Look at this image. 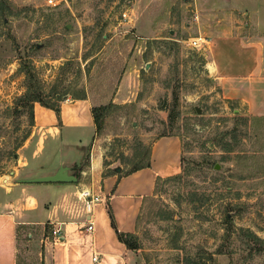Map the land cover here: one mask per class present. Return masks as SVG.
Returning <instances> with one entry per match:
<instances>
[{
  "label": "rangeland",
  "instance_id": "1",
  "mask_svg": "<svg viewBox=\"0 0 264 264\" xmlns=\"http://www.w3.org/2000/svg\"><path fill=\"white\" fill-rule=\"evenodd\" d=\"M261 3L0 0V186L22 175L17 146L32 127L17 108L27 92L21 69H31L48 102L55 94L65 102L85 92L95 107L106 106L99 132L105 165L124 171L139 144L146 150L163 137L180 140L193 171L186 181L161 183L145 201L136 264H264V253L247 250L255 244L238 231L264 241V117L230 97L208 65L211 18L229 4L251 12L264 10ZM231 13L230 25L244 28L247 18ZM198 38L209 45L194 47ZM83 132L80 138L89 135ZM63 133L77 138L79 132L65 127ZM28 233L19 230V264L38 263ZM222 246L226 254L219 255Z\"/></svg>",
  "mask_w": 264,
  "mask_h": 264
},
{
  "label": "crops",
  "instance_id": "2",
  "mask_svg": "<svg viewBox=\"0 0 264 264\" xmlns=\"http://www.w3.org/2000/svg\"><path fill=\"white\" fill-rule=\"evenodd\" d=\"M259 2L264 5V0ZM222 9L221 15L211 18L210 72L230 97L247 105L250 114L264 117V36L258 35L264 33V10L249 12L232 4ZM231 12L247 18L244 28L230 25ZM115 99L119 98L113 104ZM94 107L89 94L61 102L58 121L53 110L36 103L34 126L19 150L21 177L50 169L65 158L80 164L86 157L88 164L77 183L0 186V264H19V230L24 228L29 229L27 243L34 248L37 264H136L135 252L117 233L136 234L142 207L154 195L157 179L181 173V142L175 136L160 138L151 148L149 168L128 176L123 170L117 173L115 165H105L106 140L97 134ZM65 127L78 131L77 138L65 137ZM85 129L89 135L80 138ZM84 192L100 198L90 210ZM90 224L92 231L86 229Z\"/></svg>",
  "mask_w": 264,
  "mask_h": 264
},
{
  "label": "trees",
  "instance_id": "3",
  "mask_svg": "<svg viewBox=\"0 0 264 264\" xmlns=\"http://www.w3.org/2000/svg\"><path fill=\"white\" fill-rule=\"evenodd\" d=\"M25 69V70H24ZM22 72L25 71L26 76H27V92L25 95L20 99L21 104L17 108V112H27L29 114V119H30V126L33 127L35 123V116H34V108L33 105L34 103H39L43 107L53 110L58 117H60V109H61V102L63 101L62 98H60L58 95L55 94V102H48L44 99L43 91L41 90L40 85L37 82V77L35 73H32V70H27L26 68L21 69ZM87 95L85 92L81 96H77L74 99H86ZM23 111H20V110ZM106 111V106H99V107H94L93 108V118H94V124L96 126L97 134H99L100 130L102 129V117L103 113ZM171 118H173L172 114L170 115ZM30 135V132L27 133L21 143L19 142L18 148H21L24 142L28 139ZM23 142V143H22ZM142 145H138L137 152L133 156V161H127L125 162L126 165H131L129 168L125 169L122 173L125 176L131 175L134 172H137L141 169L144 168H149L151 166V147L147 148L146 150H143L141 147ZM84 160V165L88 164V159L85 157L83 158ZM192 169L189 168L188 165L184 164L183 158L181 157V173L175 176H171L168 178H159L157 179L156 186H155V192H158L160 190V185L161 183H169V182H180V181H186L188 177H190L192 173ZM182 181V182H183ZM111 219L113 220V226H115L114 223V216L110 212ZM231 218L229 216L226 217V223L231 225ZM231 227L226 228L227 232L226 235L229 233L231 230ZM238 230V229H236ZM240 232H245V236L248 238H245L246 241H249L251 244H255L254 246L248 245L247 250L250 251H258L264 253V241L258 238L253 232H250L248 230L244 231L242 228H239ZM119 240L124 243L127 248L133 252L138 251V244L136 242V236L135 234H126V233H117ZM255 247V248H254ZM226 248L222 246L219 248V252L217 254L219 255H224L226 254ZM253 253H256V252ZM253 255V254H252Z\"/></svg>",
  "mask_w": 264,
  "mask_h": 264
},
{
  "label": "water",
  "instance_id": "4",
  "mask_svg": "<svg viewBox=\"0 0 264 264\" xmlns=\"http://www.w3.org/2000/svg\"><path fill=\"white\" fill-rule=\"evenodd\" d=\"M198 114L201 113L197 109ZM84 160L78 164V162L70 159H61L59 163L50 168L42 170L29 177H21L15 180L16 184H50V183H77L80 178V173L83 167ZM216 170H220V166L216 165ZM115 172L121 173L123 168L116 166ZM14 174V173H12Z\"/></svg>",
  "mask_w": 264,
  "mask_h": 264
},
{
  "label": "built area",
  "instance_id": "5",
  "mask_svg": "<svg viewBox=\"0 0 264 264\" xmlns=\"http://www.w3.org/2000/svg\"><path fill=\"white\" fill-rule=\"evenodd\" d=\"M126 15H127V14L125 13V14H124V17H126ZM191 43H192V45H193L194 47H200L201 44L209 45V40H207V39H205V38H198V39H194ZM83 197H84L85 200H86V208H87V210H90V209H91V206H92L93 203L98 202V201L100 200L99 197H92L89 193H86V192L83 193ZM86 229H87L88 231H92V230H93V224H90ZM59 232H60V230H54V231H53V234H54V235H58ZM93 260L96 261L97 258L94 257Z\"/></svg>",
  "mask_w": 264,
  "mask_h": 264
}]
</instances>
